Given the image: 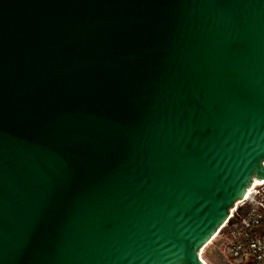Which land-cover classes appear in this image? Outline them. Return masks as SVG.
<instances>
[{
    "label": "water",
    "instance_id": "95a60500",
    "mask_svg": "<svg viewBox=\"0 0 264 264\" xmlns=\"http://www.w3.org/2000/svg\"><path fill=\"white\" fill-rule=\"evenodd\" d=\"M263 163L264 0H0V264H203Z\"/></svg>",
    "mask_w": 264,
    "mask_h": 264
},
{
    "label": "built area",
    "instance_id": "2783aa9c",
    "mask_svg": "<svg viewBox=\"0 0 264 264\" xmlns=\"http://www.w3.org/2000/svg\"><path fill=\"white\" fill-rule=\"evenodd\" d=\"M221 236H224L225 264H264V179L247 188L243 198L230 210L213 240L199 251L200 262L206 264L203 251Z\"/></svg>",
    "mask_w": 264,
    "mask_h": 264
},
{
    "label": "rangeland",
    "instance_id": "374dc122",
    "mask_svg": "<svg viewBox=\"0 0 264 264\" xmlns=\"http://www.w3.org/2000/svg\"><path fill=\"white\" fill-rule=\"evenodd\" d=\"M224 252V236L217 237L215 241L207 245L203 251L202 258L206 264H225ZM205 264V263H204Z\"/></svg>",
    "mask_w": 264,
    "mask_h": 264
},
{
    "label": "bare ground",
    "instance_id": "6f19581e",
    "mask_svg": "<svg viewBox=\"0 0 264 264\" xmlns=\"http://www.w3.org/2000/svg\"><path fill=\"white\" fill-rule=\"evenodd\" d=\"M214 237V236H213ZM213 237L211 238L213 240Z\"/></svg>",
    "mask_w": 264,
    "mask_h": 264
}]
</instances>
